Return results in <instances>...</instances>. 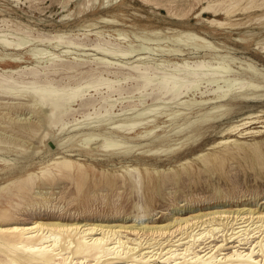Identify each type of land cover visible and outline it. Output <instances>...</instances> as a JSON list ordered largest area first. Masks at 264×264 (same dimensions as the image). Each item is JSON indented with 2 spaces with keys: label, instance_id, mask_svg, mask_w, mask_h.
<instances>
[{
  "label": "rangeland",
  "instance_id": "rangeland-1",
  "mask_svg": "<svg viewBox=\"0 0 264 264\" xmlns=\"http://www.w3.org/2000/svg\"><path fill=\"white\" fill-rule=\"evenodd\" d=\"M206 3L207 0H0V34L2 36L8 35V40H10L9 42L12 41L11 43H15L14 41L22 38V36L28 38L21 50L13 49V45L9 48L0 46V55L2 53L8 54L4 56L6 63H0V80L4 81L3 84L6 86L3 94L0 93V143L6 141L5 147L0 150V155L8 158L11 162L19 161V165L24 164L26 168L36 172L39 171L40 166L53 157L67 153L71 154L68 155L69 157L84 163L86 166L90 164V167L87 168L89 182L84 186V193L87 192L89 197L88 203L85 201L82 204L77 203L75 184L70 177L55 175L50 184L44 183L39 178L38 187L35 190L50 195L51 201L48 205H38L35 209L36 213H31L30 210L20 211L21 220L30 222L31 219L40 218V220L63 222H83L85 220L94 223H137L140 225L144 222L147 224L166 223L171 221L172 216L183 217L197 211L204 212V210L251 207L264 211V203H261L264 201V112L260 113L261 117L251 119L253 123H250L247 130L241 129L242 133L236 131L229 133L223 130L232 120L239 119L251 111L264 108V102L261 103L255 98L249 100L247 95L242 97V94L241 96L232 92L233 96L236 95L235 98L232 95L231 97L225 96L226 100L229 97V101L233 103V105L230 103V111L222 115L223 117L219 116L214 120L200 124L197 135L180 143L179 137L183 139L181 133L183 135L190 134V128L183 132L179 131L180 133L172 129L175 123L178 124L185 119L195 121L201 113H204L205 108L211 109L210 107L215 105L214 102V104L212 101L209 102V105L208 102V104L206 102L200 104L199 101L201 98L211 97L217 88L216 85L223 84L221 81H210L209 77L200 79V71H197L195 76L198 82L196 80L197 83L195 82L191 88H180L181 93L177 97H174L171 91L163 93L166 87L162 84L161 77L165 74L167 77L169 75L174 76L180 72L177 67H174L175 62L177 64L182 63L185 58V63L192 64L200 59V56H208L210 51L203 50L204 47H200V44H209L215 50L212 52L217 51L222 55L233 56V70L241 74L246 72L245 75L247 76L248 70L244 69L243 65H245V60L251 58L255 61L254 65L264 75V54L254 48L255 42L264 38V17L259 20L250 19V16L262 13V8L254 7L246 11L237 9L229 16L222 13V10H218L216 15L213 11H203L200 15V9ZM213 17L225 21L231 20L235 24L212 25L208 23V20ZM56 33H61L59 38L61 42L56 38L53 40ZM185 34H196L198 36L196 45L173 41L175 37ZM148 35L161 36L162 40L144 39ZM79 40L81 41L79 42ZM185 40L190 41L188 38ZM94 41L101 44L104 49L110 48V50L126 49L131 45H135V47L144 45L147 49L131 53L125 51V55L120 53L121 55L112 56L103 50L94 48L93 45L96 44ZM65 42H73L74 44ZM33 45L42 46L47 50L43 53L35 50L33 54L30 51L31 48L35 47ZM104 60H109L112 64L104 68ZM118 62L124 64L121 71L116 74L109 71L110 69L116 70ZM136 63L149 64L148 66L153 68L155 75L148 76L152 80L151 83L142 86V78L124 77L127 75L125 70L133 74V71L128 68ZM23 65L36 66L40 70V77L45 76V74L48 75L50 80H54L53 84H58V87L65 84L64 86L67 88L74 85L77 80L79 82L80 78V82L88 79L94 80L101 76L100 74L114 80L111 88L101 84L98 85L97 91L94 90V87L81 89L82 96L71 101V105L65 106L67 108L64 114L51 128L52 132L50 133L53 138L50 140V144L44 145L37 134L29 136L28 141L27 138L16 134L19 137L18 140L9 128L10 125L6 123L8 116L10 118L7 120L8 123L13 119V123L33 121L38 122V124L41 122L38 120L47 117L44 115L43 108H40L41 102L37 107L38 97L35 98L34 93L33 95L32 92L27 91V96H12L11 94L14 82L21 85L24 79H27L24 82L31 79L30 74L21 69ZM6 68H14L15 72L13 71L12 75L8 77V71H6L8 69ZM227 75L232 77L235 73L232 72ZM227 88L228 86L224 85L217 88V91ZM86 98H91L92 104L82 105V101ZM225 98L221 100L224 101ZM233 99H236L235 102ZM29 100L35 101V107L31 105ZM188 100H191V103L186 102ZM101 103H103V107L106 104L105 107L108 109L112 107L108 113L113 116L110 123L104 120H102L103 123L99 121V117L105 113V108H102ZM151 103L154 105L156 103L161 113L149 118L152 120L150 123L157 124L154 128L155 131L149 136L141 138L137 135V133L145 131V125L127 130L131 133H127L126 129L120 130L121 134L117 131L119 135L110 126L115 120L134 117L135 113L137 114L143 108H147L149 105L152 107ZM174 113L177 114L174 115ZM170 115H172L171 118H174L171 119L173 121L169 120ZM96 121L99 123L97 124ZM78 122L82 125L80 127L92 128L94 126L95 129L99 128L100 130L101 128L100 131L108 132L111 136H118V138L123 136L125 139L121 138L124 142L123 147L131 146L133 150L118 149L113 152H105L97 147L98 143L101 142L99 137L98 141L94 139V143L90 141L85 144L86 146H83L80 137L82 131L86 132L87 129L77 131ZM105 127L107 128L105 129ZM255 130L259 131L252 132ZM102 132L99 133L103 134ZM4 135L8 136H6L7 139ZM153 135H157L158 138ZM14 136L16 140H13L15 139ZM3 137L4 139H2ZM69 138L72 139L69 140ZM222 138L242 142L243 148L232 150L233 156L224 161L222 171L205 168L202 161L196 158V155L200 151L221 150L223 145L215 143ZM2 140L3 142H1ZM64 140L68 141L64 143ZM150 140H155L156 143L161 141L162 143L158 144L160 149L169 148L163 152L151 153L147 151L149 147L154 145L149 144ZM51 141L60 143V145H54ZM21 144L22 146H20ZM254 147L260 153L259 159L252 155ZM185 157H189V165H192L195 173L187 174L182 169L181 163L184 162ZM127 164L139 165L140 168L147 165L152 169L155 176H160V179H156L157 188L150 197L145 194L143 181L137 177L135 171L127 172L124 170ZM4 170L6 168L0 170V176ZM103 171L115 175L118 183L111 188L99 185L94 194L90 192L93 189L92 174L94 173L99 178ZM124 177L126 183L122 184L121 179ZM177 232L175 233L176 236L179 235ZM128 235L135 237L139 234L129 233ZM216 236L211 243L221 238ZM231 244L228 242L227 245ZM247 246L244 245L242 248ZM255 256L260 259V255L255 253Z\"/></svg>",
  "mask_w": 264,
  "mask_h": 264
},
{
  "label": "bare ground",
  "instance_id": "bare-ground-1",
  "mask_svg": "<svg viewBox=\"0 0 264 264\" xmlns=\"http://www.w3.org/2000/svg\"><path fill=\"white\" fill-rule=\"evenodd\" d=\"M254 7L262 8L263 11L262 13H259L257 15L250 16V19L255 18L256 20H259L262 17H264V0L261 1L207 0V3L203 5L200 9V15H202L201 13L203 11H213L216 15L218 10H222V13H224L226 16H229L232 12H234L237 9L246 11ZM103 19L105 20V18ZM208 23L217 26L235 24L231 22V20L225 21L218 19L216 17L209 19ZM184 36L182 35L177 36L174 38L173 41L177 43L183 42L185 44L196 45L195 42L197 41L198 38L196 34H185ZM60 37H61V33H56L53 36V40L55 38L59 40ZM145 37L146 38L144 39L153 38L156 41L162 40V37L157 35L154 36L148 35ZM8 38H9L8 35L2 36V34H0V46L4 48L5 47L9 48V46L13 45L12 48L15 50H21L22 46L27 42L28 39L22 36V38L17 39V41H14L15 43H11L12 41L9 42L10 40H8ZM185 38L190 39V41L185 40ZM59 41L61 42V40ZM80 41L81 40H79V42ZM65 43L74 44L73 42H65ZM94 43H93L94 48H96L97 50H103L112 56L120 53L124 54L125 51L126 53H131L133 51H139L146 48L144 45H140L139 47H135V45H131L129 48L118 49V50L114 49L115 50L114 51L113 49L110 50V48L104 49L101 46V44L95 41ZM202 46L204 47L203 50L210 51L207 57L206 56L204 57L202 55L200 56V59L194 61L192 64L185 63L184 60L185 58H184L182 63L177 64V62H175L176 64H174V67L175 68L177 67L178 71H180L179 73H176L174 76L169 75V77L165 76L167 74L163 76L161 74L162 76L161 82L166 87L163 93L171 91L173 96L177 97L181 93L180 88H184V89H188L189 87L191 88V86H193V84L197 80L195 76V72L197 71H200V79H203L204 77L207 78L209 77L208 79L210 81L223 82V84H217L216 85L217 88H221L224 85L228 86V88L222 91L220 90L217 91V88H215L216 90L214 89L215 91L214 93L212 92L213 95L211 97L201 98L199 101L200 104L203 103L205 104V102L206 104H208L209 102L212 101V103L214 102L215 105L213 107L209 106L211 108L209 110L208 108L207 109L205 108V110L207 111L204 110V113H201L199 115L200 117L198 118H196L198 116L197 115L195 117L196 118L195 121H190L189 119H185L178 124L175 123V125L172 127V129H174L175 131L183 132L185 129L190 128V132H191L190 134L188 133L187 135H183V133H181L183 139L182 137H179L180 138L179 140H181L180 143L192 138L194 135H197L198 127L200 124L214 120L217 117L225 115V113H228L230 111V106H231L230 103H232V101H229V97L228 100H226L225 96L226 97L228 95L230 97L231 95L233 96L232 92L236 93V95L242 94L243 95V96L241 95L242 97L247 95V97H249L248 98L249 100L250 98L253 99L255 98L261 103L264 102V89H263L264 75L259 70V68H257L254 65L255 61H253L251 58L245 60V65H243V68L248 70L249 74L247 76L245 75L247 74L246 72L245 74H241L238 73L236 70H233L232 68V62H234L233 56L227 54L222 55L219 54L217 51L212 52V50L213 51L215 50L212 49L211 48L212 46H210L207 43L203 45L200 44V47ZM254 48L258 52L264 54V38L257 40L255 42ZM35 50L38 51L39 53H43L44 51L46 52L47 49H45L42 46L39 47L35 46L34 48L30 49L32 53ZM6 55L8 54L2 53V55H0V63L3 62L6 63L4 58V56ZM53 57L51 58L53 59ZM138 58L140 59V57ZM138 61L141 62L140 60ZM103 62L105 64V66H103L104 68L112 64V62H110L109 60H104ZM148 65L147 64L145 65V63L132 64L128 69L132 70L133 74L125 70L127 75L126 76L124 75V77L127 78L129 77L132 79L142 78L143 79L142 86H145V84L152 82V80L148 76L155 75L154 74L155 71L152 70L153 68L151 69V67H149ZM117 66H116L117 67L116 70L112 71L110 69L109 71L116 74L121 71V68L124 67V64H120L118 62ZM6 69H8L6 70L8 71L7 72L8 77L11 76L14 71L13 70L14 68H6ZM21 69H23L24 72L27 71L30 74L31 79L25 82L24 80L27 79H24L23 84L21 83V85H18L20 83L17 84L16 82H14L13 83L14 85H12V89L10 88L12 96L13 95L27 96V93L29 91L32 92V94L34 93L35 94L34 97L35 98L38 97L36 101V103L38 102L37 105L40 104L41 102L42 105H40L41 106L40 108H43L45 112L43 113L44 115H47V117L45 119L38 120L41 121L39 124L38 122H33V121H29V122L25 121V123L24 122L20 123L19 121L17 123L15 121L16 119L14 120L16 123H13L12 122L13 117H12L11 118L12 120L10 122L12 124H10L7 122V120H10L8 116L6 123L10 125L9 128L15 134V136L17 134L18 136H21L25 139L27 138L28 141L30 139L29 136L32 135L34 136L37 134L39 140L41 142L42 141L44 142V145L50 144V140H52L53 138L50 133L52 132L51 128L53 127L54 123L64 114L65 109L67 108L65 106L71 105L70 103L71 101H73L77 97L82 96V93L80 91L81 89L85 90L86 87H94V90L97 91V89H99L97 88L98 85L101 84H105L108 88H111L114 80L113 78H109L107 76L104 77L102 76V74H100L101 76H98L100 78L96 77L97 79L94 80L88 79L87 81L85 80L84 82H80L81 81L80 78L79 82H77L78 81L77 80L74 85H70L66 88V86H64L65 85L64 83L63 86L61 85V87H58L57 83L59 81L56 83L57 85H54L53 84L54 80L53 81L50 80L48 75L46 74L45 76L40 77L39 76L40 70H38V68H36V66L34 65L31 66L23 65L21 66ZM181 71L183 72L181 73ZM232 72L235 73V75L232 76L235 78H232L227 75L228 73H232ZM236 73L239 75H237ZM87 74L88 73H86V75ZM215 74H220V75H215ZM3 82L4 81L0 80V93L2 94L5 91L4 89L6 87L5 84H3ZM26 83L30 84L32 87L30 88V85H27ZM236 95L234 94L233 97L235 98ZM222 98H225V100L224 101L221 100ZM103 99L105 100V98ZM233 100L235 102L236 99ZM29 101L31 105L32 106L34 105L33 107H35L36 105L35 101L32 100ZM155 102L157 103V101ZM186 102L191 103V100H188ZM156 103L155 105L151 103L153 105L152 107H150L149 105V107L143 108L140 112H137L136 110L137 114L135 113L134 117H126L118 120L114 119L115 121L114 122L112 121L113 123L109 125L112 126V129L115 130L116 133L117 131L118 133H120L119 132L120 130H125V129L127 133H131L127 130H133V128H135L136 126L145 125L144 126L145 131H143L142 133L139 132V134L137 133V135L140 136L141 138H143V136H147V135L149 136V134L155 131L154 128L157 126V124H155L154 122L150 123L152 120L149 118H153L155 115L161 113V111L157 108ZM87 104H92L91 98H86L85 100L82 101V105L86 106ZM101 104H102V108L103 109L105 108V113L102 111L104 114H102L101 117H99L100 119L99 121L104 120L105 122L109 121L110 123V120L113 118V116L112 114H108V113H110L109 110L112 107L108 109L107 107H105L106 104L104 105V107H103V103ZM37 107H39V105ZM201 108L203 107L201 106ZM262 112H264V108H259L256 111H251L249 113H246L239 119L232 120L223 130L229 133H233L235 131L242 133L240 130L243 128H244L243 130H247L250 123H253L251 122L252 121L251 119H253L254 117L256 118L261 117L262 115L260 113ZM175 114L177 113H174V115ZM171 117L172 115H170L169 120L174 119ZM42 121L44 124L42 123ZM104 121H102V123ZM96 122L97 124L99 123L98 121ZM79 123L80 122H78L77 124ZM80 126L82 125L79 124L76 126L78 129L77 131H79V129L80 130L87 129L86 132L82 131L80 137L81 144L83 146H86L85 144H87L90 141L93 142L94 139H97L98 141V139L100 138L99 140L101 142L98 143L97 147L99 149H103V151L105 152H113L118 149H123L124 151L133 150V147L131 146L123 147L124 142L121 139L123 136L121 138H118V136L116 137L109 135L108 132L105 130L107 127H105L104 129L105 132L107 133H103L102 131H100L101 128L99 130V128L95 129L93 126L92 128L94 129H92L90 127V124H89L90 128H88L87 124H86L87 128L85 126L84 127H80ZM258 131L259 130H255L252 132H258ZM99 132H102L103 134H100ZM126 132L124 131V134ZM4 136L6 137L7 135ZM155 137H157V135ZM17 138L19 140V137ZM23 138L22 140H24ZM2 139H4V137ZM71 139L72 138H69V140ZM13 140H16V138ZM67 141L68 140L66 141L64 140L63 142L66 143ZM154 141L150 140L149 144L152 143L154 145L149 147L147 151L151 153L163 152L169 148L168 147V148L160 149L158 144H161L162 142L160 140H159L160 143L159 142L156 143ZM230 141H232V144H230ZM1 142H3V140ZM51 142H53L54 145H60V143H56L55 141H51ZM215 144L217 145L221 144L223 145V148L219 151H213V152L200 151L196 155V158L202 161L203 166L205 168H210L213 170L217 169L222 171L224 161L228 157L233 156L232 150L234 148L235 149L243 148L242 142H238L235 139L229 140L228 138H224V139L222 138L221 140L217 141ZM5 145H6V141L5 143H0V150H3ZM20 146H22V144ZM252 151H253L252 155H254L257 159H259L260 153L258 149L254 147ZM68 155L71 154L67 153L62 156L53 157L52 159H50V161L40 166L39 171L37 172L32 171L29 168H26L24 164L19 165V161L11 162L8 158H4V156L0 155V164H1L0 170L6 168V170H4V172L0 176V264H259L261 261L262 262L260 264H264V211L251 207H237L234 209H229V208L224 209L222 207L223 209H219V210L208 209L209 211H205V210L204 212L197 211L195 213H191L190 215L183 217L172 216L171 221L166 223L147 224L144 222V224L141 223L140 225H138L137 223L112 224L108 222L103 223L100 221H99L100 223H94L85 220L83 222L80 221L63 222V221H55V220H40V218L31 219L30 222L21 220L20 211L30 210L31 213H36L35 209L38 205H48L51 201L50 195H46L42 192L35 190V188L38 187L37 182L39 178L42 179L44 183L50 184L54 180L55 175L59 174L70 177L75 184L77 203L82 204L83 201H85L86 203L89 202V197L87 196V192L84 193L85 192L84 186L87 185V183L89 182V175L87 168L90 167V164L86 166L84 163L78 160H74ZM189 164H190L189 157H185L184 162L181 163L182 169L187 174L195 173L194 168L192 167V165ZM124 170L127 172L135 171L137 177H139L143 181V188L145 194H147L148 197H150L153 194V192L155 191L158 185L156 179L157 178L160 179V176H155L153 174L152 169L149 166L144 165L143 168H140L139 165L127 164L125 165ZM91 183L93 189L90 192L94 193L99 185H103L108 188L116 186V184L118 183V179L115 175H110L103 171L101 172V177L99 178H97L96 175L93 173ZM121 183L122 184L126 183L125 177L121 179ZM261 203H264V201H261ZM254 214L256 215L254 216ZM204 216L205 218H203ZM176 232L179 233L178 236L175 235ZM129 233H135L136 235L138 234L139 235L135 237H131L128 235ZM147 234H149V236H146ZM143 235H145V237H143ZM215 236L216 237L220 236L221 238H219V240H217L216 242L211 243V241L214 240ZM228 242L232 244L227 245ZM244 245H248V246L246 248H242V246ZM227 248L229 250H225ZM255 253L256 255H260V259H257Z\"/></svg>",
  "mask_w": 264,
  "mask_h": 264
}]
</instances>
